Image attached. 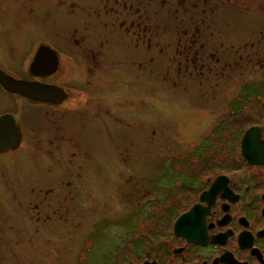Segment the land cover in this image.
Listing matches in <instances>:
<instances>
[{"label": "rangeland", "instance_id": "obj_1", "mask_svg": "<svg viewBox=\"0 0 264 264\" xmlns=\"http://www.w3.org/2000/svg\"><path fill=\"white\" fill-rule=\"evenodd\" d=\"M251 4L252 13L243 15L251 22L216 34L217 42L226 48L251 42L248 27L264 30V0ZM105 5L0 0V67L25 77L37 45L51 40L68 58L56 81L84 97L66 109L32 107L0 87V116L14 112L23 134L19 148L0 154V264H138L122 240L165 233L171 197L186 193L171 173L197 177L205 158L216 164L213 155L225 169L241 165L238 148L230 152L221 142L215 153L207 151L211 143L203 136L205 123H237L232 101L239 83L233 66L218 62L232 51H188L177 42L138 46L132 32L118 30L101 49L93 45L96 26L109 17L110 32V18L117 17L105 14ZM72 32L80 45L60 43L59 34ZM242 75H254L251 65ZM255 106L243 105L242 117ZM87 230L97 232L87 238Z\"/></svg>", "mask_w": 264, "mask_h": 264}, {"label": "flooded vegetation", "instance_id": "obj_2", "mask_svg": "<svg viewBox=\"0 0 264 264\" xmlns=\"http://www.w3.org/2000/svg\"><path fill=\"white\" fill-rule=\"evenodd\" d=\"M104 1L105 14L113 16L115 13L117 17L110 18L114 23L110 24L113 30L109 32V17L104 22L100 20L99 14L91 16L90 13L91 18L96 16L100 20V24L96 26L100 33L93 37L94 46L101 45L103 49L109 43L107 37L111 36L110 39H113L114 31L118 30L121 36L132 32L137 37L138 46L147 45L149 48H171L177 42L188 51H206L212 48L229 50L232 51V58H218V62L233 66V77L239 83L232 101L237 123H205L206 133L203 136L211 143L207 151L215 153L221 142L223 146H230V152L238 148L236 158L241 165L225 169L222 164L224 160L219 155L214 159L213 155L211 158L217 161L216 164H207L208 159L205 158V168L197 177H187L184 180L171 173L172 182L186 193L171 197L172 202L165 210L167 213L162 221V231L165 233L140 237L136 241L124 237L123 246L125 243L131 244L133 251L129 250L128 254L132 253L138 264H264V30H261L263 27H248L247 30L252 35L251 42L231 43L228 45L231 47L227 48L224 42L219 43L214 38L216 34H228V29L231 32L233 29L237 31L238 23L249 24L247 22L251 21L247 18L243 20V15L252 13L251 3L256 0ZM259 6L264 11V7ZM166 34L172 37L169 38ZM79 38L77 32L59 34L60 43L66 42V39L78 46L81 43ZM104 38H107L106 42L103 41ZM36 48L35 53L30 55L27 75H10L18 80L41 83L55 90L47 94L48 100H32L11 93L0 84L6 96L17 97L32 107L66 109L71 105L82 104L83 94L68 87L69 83L61 85L56 81L64 66H67L64 63L65 58L67 62V55L56 48L51 40L44 39ZM91 55L94 62H99L96 53ZM245 60L247 63L243 65ZM250 65L254 75L243 76L242 69ZM250 102H255L258 106L251 107L247 118L242 117V113L246 112L242 106ZM13 113L4 114L12 116L14 120ZM15 125L19 131L18 145L0 151V154L17 149L23 143L22 130L17 120ZM14 142L11 133L5 143L11 146ZM41 210L39 215L44 218L46 214L42 208ZM95 232L97 230H87L85 236L92 237ZM125 262L133 264L127 259Z\"/></svg>", "mask_w": 264, "mask_h": 264}, {"label": "water", "instance_id": "obj_3", "mask_svg": "<svg viewBox=\"0 0 264 264\" xmlns=\"http://www.w3.org/2000/svg\"><path fill=\"white\" fill-rule=\"evenodd\" d=\"M0 84L5 90L32 100H48L47 94L55 90L41 83L18 80L2 68H0ZM11 133L15 139V144L10 146L8 143H5V140L11 136ZM18 141L19 131L15 125V120L10 115L0 117V151L15 147L18 145Z\"/></svg>", "mask_w": 264, "mask_h": 264}, {"label": "bare ground", "instance_id": "obj_4", "mask_svg": "<svg viewBox=\"0 0 264 264\" xmlns=\"http://www.w3.org/2000/svg\"><path fill=\"white\" fill-rule=\"evenodd\" d=\"M17 126V125H16Z\"/></svg>", "mask_w": 264, "mask_h": 264}]
</instances>
